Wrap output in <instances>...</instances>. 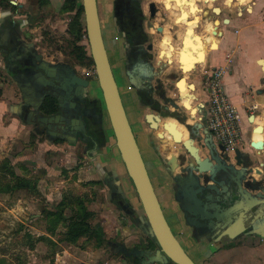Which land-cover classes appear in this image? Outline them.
<instances>
[{
	"label": "flooded vegetation",
	"instance_id": "obj_1",
	"mask_svg": "<svg viewBox=\"0 0 264 264\" xmlns=\"http://www.w3.org/2000/svg\"><path fill=\"white\" fill-rule=\"evenodd\" d=\"M193 1L196 2L198 9H195ZM193 1L186 4L184 0H174V7L171 8L169 0H110L108 9L99 0L97 1L104 47L126 114L128 110L126 102L122 98L123 93L130 94V89L137 91L141 95L143 104L148 108L156 106L155 101L150 99L151 93L153 91L159 93L162 87L159 82H156V88L138 83L139 79L151 81L155 78V70H153L154 40L148 34L154 19L157 17L161 19L163 15L167 16L170 10L177 8L181 11L189 7L191 14L196 12L201 16L200 22L196 21L195 24L197 32L198 29L200 32L206 30L205 44L211 49L212 45L216 43V39L219 38L218 49L224 31H227L231 26V17L240 20L247 15L255 14L259 7L258 0H251L249 3H245V0ZM100 9L103 15L100 13ZM184 18V14L181 15V20L186 23ZM24 19V15H13V17L5 15L0 23V57L4 72L14 81L19 97L17 104L11 106V111L24 125L31 127L36 134L43 136L44 141L48 144H65L70 148L80 146L81 151L86 154L89 148L94 146L93 139H96L100 144L104 142L105 133L102 121L103 114L106 115L102 98L98 97L97 91L90 84L87 60L77 52H71L66 58L61 53L62 59L61 57L57 59L54 56L56 52H60L58 47L52 54H49L52 55L51 60L46 59L36 46L29 42L33 40L25 31L27 23ZM216 29H218L217 32H215ZM188 35L192 38L191 27L187 32ZM163 47L166 48L165 45ZM183 58H185L184 55L181 60ZM42 67L46 69L45 72L39 69ZM218 68L208 70L205 79L209 80L210 75ZM89 69L95 73L94 68ZM188 69L186 68L185 71ZM72 79L76 81L70 83ZM131 81L138 88L135 86L132 88ZM179 87L184 88L185 84L181 82ZM46 100L53 102L54 110L51 113L44 111ZM182 131L185 138L186 132ZM218 153L221 154L219 156L221 159L216 165L225 171V174L219 173L215 179L217 184H221L220 188L216 189L219 200L229 201L232 197V183L229 177L238 183L239 181L246 183L249 177H253L255 180L262 181V188H264V164L259 167L261 170L258 168L254 171L255 161L250 156L240 152V155L235 154L230 157L224 150L222 152L219 150ZM199 154L202 159L206 158V156H202L201 152ZM209 160L211 159L209 158ZM242 163H246V165L243 167ZM242 168L245 169L244 171L252 169V173L245 176ZM117 182L116 177L108 182V192L118 193L116 196L118 199L112 202H115L135 224V214L133 212L130 217V209L124 201L123 193L118 189ZM214 184L213 181L207 183V185ZM111 188H117V190L112 191ZM239 197L244 204L249 203V188H242V190L240 188ZM224 223L229 224V218L225 219ZM192 232L194 239L199 238L204 243L216 246L211 256L218 254L223 250V247L227 251L228 249L233 250V254L237 255L239 252L242 253L239 249L245 244H253L251 243L253 241H256V244L264 243V218L247 227L240 224L232 228L230 224L222 230L221 235L209 232L201 233L193 228ZM173 234L177 238L174 232ZM240 240L245 243L231 246ZM181 246L184 250L186 249L182 244ZM186 250L185 252L188 253Z\"/></svg>",
	"mask_w": 264,
	"mask_h": 264
},
{
	"label": "crops",
	"instance_id": "obj_2",
	"mask_svg": "<svg viewBox=\"0 0 264 264\" xmlns=\"http://www.w3.org/2000/svg\"><path fill=\"white\" fill-rule=\"evenodd\" d=\"M28 1L29 3H31L30 9H34V11H36L35 14H37L38 12H43L49 13V15H52L54 17V21L52 24L54 27L50 26L52 27V29L55 30V28H57L58 31H61L62 29L65 32V35L67 37L69 36L68 30L66 28V23H68L66 21L69 14L68 12L62 13L61 10L65 3V0H48V4L42 8L38 6L37 0H10V4L18 8L17 10L20 11L22 9H26V4ZM33 1H35V4L33 3L34 5L32 4ZM75 1L79 5V2L77 0ZM99 1L102 2V4H104V6H106V8L108 9L110 0ZM169 1L171 3L170 7H174V0ZM184 1H186V4H189L193 0ZM250 1L251 0H245V3H249ZM258 3L259 7L255 14L247 15L245 18H242L240 20L236 19L235 17H231V26L227 29V31H224V36L219 41L218 49L217 44L219 38L216 39V43L212 45L211 49L208 47V45L205 44L204 38L207 37V32L206 30L200 32L199 29L197 32V25L195 24L196 21L200 22L201 16L196 12H194V14H191L189 7L184 8L181 11L177 10V8L174 10H170V13L167 15V22H163L159 17H157L153 20V26L150 28V30H148V34L154 40L155 57L153 61V70H155V78H153L151 81L144 79L138 80V83L143 84L144 86H147L148 84L153 88L157 87L156 82H159L164 89H167L168 86H173V91L171 93L167 92V97H170L171 99L174 98L175 94L191 95L194 98V101L188 100L190 101L189 107L186 106V100L183 101L186 108L191 111V114H194L193 108L198 109L199 105L203 104L201 114L194 117L196 122V120H198V118L200 117L204 119L207 111L208 79H205L206 72H209L208 70H213L216 67L224 68L226 72L221 80L224 92L240 114L242 141L240 142L237 151L250 156L251 159L255 161V165L253 166L254 171L258 169L262 164H264V149L255 150L250 146V143L252 141L254 143L257 142L254 139V129L259 126L263 129V133L261 134L258 132V134L262 137V142H264V95L257 94L258 90L262 89V86H260L262 72L260 66H258L256 63L258 59H264V0H258ZM193 5L195 6V9H198L196 2L193 1ZM11 11L12 10L10 9H0V23L5 15L13 17L14 14H12ZM183 14L185 17L184 20L187 21L186 23H183V21L181 20V15ZM49 18L51 17L49 16ZM160 27L163 28V33L162 36L159 37L156 35L155 31ZM190 27L191 32L193 33L192 38L189 35L187 36V32ZM25 31L28 32L29 37L31 38L33 37V33H35L33 32L35 30L28 29L27 27ZM84 35L85 34H83V36ZM175 35L177 36L176 40H174ZM85 38L86 36L81 41H85ZM36 42H40V40H38V38H34L32 44L36 46ZM163 45H165L166 48H164ZM36 48L38 49L37 46ZM41 53L46 59L51 60L52 55L44 52ZM56 54H60L61 57L60 52H56ZM183 55L185 57V60L188 61L186 63L191 62L194 68L187 74L180 75V78H183L185 81H182L185 84V87L180 88L178 83L177 87L180 89V92H178L176 88V82L180 78L173 82L167 74L170 72H180V59ZM198 55L199 57L202 56V62L200 64H196V62H194ZM136 73L138 72L136 71ZM90 79L91 86L95 91H97L99 89L98 83L94 81L93 76L90 77ZM2 81L5 80L2 79ZM188 84H192L194 90H188ZM6 86L7 84L0 83L1 160L8 157L6 155L12 152L13 149H16L18 145L22 146L23 131L26 130L27 132V130L29 129V127L24 125L16 117L15 114H11V105H9L8 103L9 100L15 96V91L14 89L8 91ZM123 94L125 102L127 101L126 108L128 110V119L133 129L140 152L142 154V158L146 165L148 174L154 187V191L157 195L165 218H170V222L174 224V230L178 241L184 247H186V249L190 253L197 256V258L201 260L203 264H206V262H204L205 259L219 257L222 253L227 252V250H225V247L222 246V251L214 256H211L212 252L216 249V246H213V244L204 243L199 238L194 239L192 235V228H190L185 223L184 216L180 210L179 205V200H183L184 198L183 194L179 190H176L175 183L167 174L164 164H162L159 160L161 147L170 148V151L163 154L164 159L169 158L171 155L177 154V149L173 147L174 142L171 138V135L167 131H163L160 125V129L158 132H162V136L165 137V140L163 137L160 138V141L164 140L162 142V145L157 138V133H153L149 128V125L144 120V116L151 113V111L149 110V107L147 108L143 104L141 95L137 91L135 92L133 89H130V94L126 92ZM150 99L153 101H158L160 104H162V102L158 98V92L156 91H153L151 93ZM177 104L179 106L182 105L181 102H177ZM252 106H256V109L251 110ZM168 110L170 112H173V108L171 107H169ZM8 114L11 115L9 118H6V115ZM252 116L253 120L252 122H249V118ZM162 122L175 123L176 129L182 133V140L186 139L183 137V131L180 130L182 126L178 125L174 120L170 118H164L162 119ZM105 126V130L111 131L108 117L104 113L102 127ZM104 138L105 140L102 144H100L96 139H93L94 146L92 145L88 153L86 154L92 161L99 160V162L96 163V167L97 169H101L104 176V184L105 186H108L109 180L118 177L117 174L119 171V164L115 161V158L118 156V152L115 148L112 131L111 137L105 132ZM57 146L65 147V144H58ZM19 151H22V149H20ZM14 155H16V163H20L23 165V162L25 160H23V155H21V152H18ZM102 158H111L113 160L112 164H108V161L102 160ZM259 169L261 170V168ZM19 171L17 172L19 173L18 175L21 174V172ZM176 174H178V171H174L173 175L175 176ZM130 205L131 207L135 208L134 216L136 217V213L140 211L138 200L135 201L133 200V198H130ZM41 235L46 234L42 233ZM27 236L28 235L26 234L24 237L27 238ZM28 237L29 238L27 239L31 238L30 236ZM32 242V248L27 249L26 252H28L31 257L37 256L39 258V253H37L36 255L34 254L39 250V247L37 245L39 243H36L38 242L37 238L33 237ZM1 249L0 264H3L4 261L2 260V258L6 257V255L1 253ZM239 250L249 252L253 249L245 245ZM228 251H230L231 253L233 252V250ZM38 260L39 259H37V261ZM37 261L35 260L31 263H26L25 261H23L22 264H41ZM42 264L46 263L43 262ZM218 264L226 263L222 262V259H220L218 260Z\"/></svg>",
	"mask_w": 264,
	"mask_h": 264
},
{
	"label": "water",
	"instance_id": "obj_3",
	"mask_svg": "<svg viewBox=\"0 0 264 264\" xmlns=\"http://www.w3.org/2000/svg\"><path fill=\"white\" fill-rule=\"evenodd\" d=\"M77 1L82 9L88 55L93 62L104 109L114 137L115 148L117 149L127 178L140 205V211L136 213L135 222L138 224L137 227L145 235L152 238L156 246L154 252L137 249L126 252L124 246L119 245L117 247L118 252L121 253L122 258H137L140 260L139 264H168L169 262L173 264H196L174 236L154 191L137 140L122 103L117 84L112 75L101 35L97 0ZM161 19L163 22L168 21L165 15L161 16ZM155 32L160 37L162 36L163 28L160 27ZM176 39L177 36L175 35L174 40ZM198 59L199 55L194 61L196 64L202 62L198 61ZM256 63L260 66L262 72V78L260 79L262 89H259L257 94L264 95V59H258ZM179 66H181L179 69L180 72H170L167 74L173 82L178 80L181 74H187L194 68L191 62H181ZM189 66L190 68L185 71ZM39 69L42 72L46 70L43 67ZM75 81V79H72L70 83ZM182 81L184 79L180 78L176 82L178 92H180V89L177 87V84ZM131 86L132 88L134 86L138 88L132 81ZM187 88L188 90H194L192 84H188ZM172 91L173 86H168L167 89L160 88L158 98L162 104L155 101L156 106L149 107L151 113L146 114L144 120L152 131H156L159 141L161 137L165 140L162 132H158L161 125L163 131H167L171 135L174 142L173 147L177 149L176 155H171L169 158L164 159L163 154L170 151V148L161 147L159 160L164 164L167 174L175 183L176 190H179L183 194L184 198L183 200H179V205L186 225L190 228L197 229L201 233L209 232L221 235L223 233L222 230L230 226V224L232 228L240 224H243V227H247L251 223L263 219L264 188H262V181L255 180L253 177H249L246 183L240 181L238 183L229 177L232 183V197L229 201L219 200L216 189L220 188L221 184H217L215 179L219 173L225 174V171H222L216 164L221 159L219 157L221 154L218 151L220 150L222 152L224 148L222 145L213 141L202 117L198 118L195 122L194 117L201 114L203 104H200L198 109L191 106L194 110V114H191V111L186 108L183 101H194V98L188 94H175L174 98L171 99L167 97V92L171 93ZM177 102H181L182 105L179 106ZM169 107L173 108V112L168 110ZM164 118H170L182 126L187 133L186 139L182 140V133L176 129L175 123L162 122ZM252 120L253 116L249 118V122H252ZM256 128L258 129L259 127ZM164 140L160 141L162 145ZM250 146L255 150H262L257 148L261 146L260 142L254 143L252 141ZM200 152L206 158L202 159L199 154ZM235 154L238 156L240 152L236 151ZM245 165L246 163H242L243 167ZM174 171H178V174L175 176L173 175ZM244 173L246 176V174L252 173V169L246 170ZM209 181H213L215 184L207 185ZM117 183L118 189H120L119 181ZM240 188L241 190L242 188H249V203L244 204L241 201L239 197ZM113 189L114 191L117 190V188ZM238 216L240 217L238 218ZM228 218L230 223H224V220Z\"/></svg>",
	"mask_w": 264,
	"mask_h": 264
},
{
	"label": "rangeland",
	"instance_id": "obj_4",
	"mask_svg": "<svg viewBox=\"0 0 264 264\" xmlns=\"http://www.w3.org/2000/svg\"><path fill=\"white\" fill-rule=\"evenodd\" d=\"M33 3L35 4V1H33L32 4ZM30 4L31 3L28 1L26 9L18 11V8H16L15 11L11 12L14 15H24V20L27 23L26 27L35 30L33 31L35 33H33L31 39L38 38V40H40V42H36L38 51L52 54L55 49L59 47L60 53L64 55V58L71 54V52H76L73 51L75 45L74 37H67L62 29L61 31H58L57 28H55V30L52 29L50 26H53L54 17L49 15V13L43 12L35 14L36 11L30 9ZM100 13L103 15L101 9ZM68 14L66 21L68 22L66 23L67 30L68 25L73 20L74 12L71 11L68 12ZM49 16L51 18H49ZM81 21L83 23V14ZM84 37L85 35H81L80 40L84 39ZM29 42H31V40ZM54 57L58 59V57L60 58V54H56ZM88 73L89 76H93L94 81L97 82L95 73L89 68ZM0 79V83L7 84L6 87L8 91L12 89L15 91V96L9 100L8 104L11 106L17 104L19 101L17 87L11 78L5 74L1 57ZM2 79L5 81H2ZM97 93L98 97L101 99L100 89L97 90ZM123 95L124 94H122V96ZM101 108L103 109V105ZM11 114H13L12 111ZM11 114L6 115V118H9ZM105 128L106 126L103 127V131ZM105 132L111 137L110 130H105L104 133ZM152 132L155 133L156 131ZM22 136V146L18 145L16 149H13V151L6 156L10 159L11 165L14 166L16 174H19L17 172L20 170L21 177L30 178L29 180L32 182L35 180L36 188H38V195L32 193V195H34L32 196L31 194H27V192L25 193V191H21L17 195V198L0 194V249L2 248L1 253L6 255V257L2 258L4 261L3 264H22L23 261L31 263L35 260L37 261V259H39L37 262L41 264L43 262L46 264H132V259L135 258H122L120 256L121 253L117 250L119 245L124 246L126 252H130L132 249L150 252L156 250V246L153 248L150 247L149 241L147 240L149 236L145 235L137 227L138 224H134L131 219L126 216V213L120 210L115 202H112L118 199L116 197L118 193L113 192L111 194L108 192L109 188L104 184L102 171L96 167V163H98L99 160H95L96 162L90 160L87 154L81 151L80 146L70 148L67 145H65V147L49 145L44 141V137L36 134L31 127H29L27 132L26 130L23 131ZM20 149H22V151H19ZM18 152H21L23 160H25L23 165L19 163L22 167H18L19 164L16 163V155L14 154ZM1 157L0 155V161ZM102 160H107L108 164H112L113 161L111 158H102ZM115 161L119 164L117 179L119 181L120 190L124 195L126 204L129 203L128 208L130 209L131 217L132 213L135 212V208L131 207L130 198H133L135 201H137V199L133 193L132 186L127 178L119 155L115 158ZM0 182L1 184H5L7 180L0 179ZM110 190L114 191L113 188ZM65 193L85 196V199L88 200L86 204L87 210L95 215L90 218L88 222L90 225L97 228L104 238L102 244L103 248L99 251H94L92 247L94 243L84 238L80 239L77 244L71 245L60 241L61 236L66 232V227L63 224H58L56 226L54 236L48 235L45 221L46 216L42 210H56L54 206L59 203ZM45 206L49 209H46ZM64 216V218L69 216V209H66ZM166 220L175 233L174 224L170 222V218H166ZM42 233L47 236L41 235ZM26 234L31 238L27 239L29 238L28 236L25 238L24 236ZM33 237L37 238L38 242L36 243H39L37 244L39 250L34 253L35 255L39 253V258L37 256L31 257V255L26 252L27 249L32 248ZM40 238L51 239L55 242L54 245L56 246L49 248L43 241H40ZM255 242H251L253 244H245L253 249L249 252L242 251V253L239 252L236 255L233 254V252L227 251L222 253L219 257L207 258L204 262H206V264H218V260L222 259V262H226V264H264V243L256 244ZM243 243H245V241L240 240L231 246L242 245ZM186 251L196 264H203L197 256L189 253L188 250ZM232 254L233 257H231Z\"/></svg>",
	"mask_w": 264,
	"mask_h": 264
},
{
	"label": "trees",
	"instance_id": "obj_5",
	"mask_svg": "<svg viewBox=\"0 0 264 264\" xmlns=\"http://www.w3.org/2000/svg\"><path fill=\"white\" fill-rule=\"evenodd\" d=\"M38 6L40 8L44 7L48 4V0H37ZM0 9L3 10H12L15 11L16 7L10 4V0H0ZM62 12H74L73 20L68 25V34L71 37H74V49L82 58L87 60V66L90 68L93 67V62L88 55V49L86 40L81 41V35L85 34L83 23L81 21L82 18V9L77 4L75 0H65V3L62 7ZM78 44V45H77ZM87 54V55H86ZM53 102L50 100H46L44 103V111L46 113H51L54 110ZM18 167H22L19 164ZM0 179H6L7 182L5 184H1L0 182V194L14 196L17 198V195L21 191L27 192V194H37L38 188H36L35 180L32 182L29 180L30 178L21 177L16 174L14 171V166L11 165V161L9 158H4L0 161ZM34 196V195H32ZM88 200L85 199V196H80L78 194L65 193L63 194L59 203L54 206V211L43 209L42 212L45 214L46 218V230L48 235L54 236L55 228L58 224H63L66 227V232L61 236L60 241L67 244H77V242L84 238L89 242H93L94 251H99L102 249V244L104 242V238L100 231L90 225L88 220L94 217V213H91L87 210ZM46 209H49L45 206ZM66 209H69V216L64 218V212ZM42 216V215H41ZM149 241L150 247L153 248L155 246L152 238H147ZM40 241H43L49 248L55 247L56 245L53 240L48 238H40ZM132 264H139L138 259H132ZM168 264H173L169 262Z\"/></svg>",
	"mask_w": 264,
	"mask_h": 264
},
{
	"label": "built area",
	"instance_id": "obj_6",
	"mask_svg": "<svg viewBox=\"0 0 264 264\" xmlns=\"http://www.w3.org/2000/svg\"><path fill=\"white\" fill-rule=\"evenodd\" d=\"M225 72L224 68H218L209 77L208 103L204 122L213 141L222 145L225 153L233 157L242 141V130L240 114L230 102L221 83ZM254 109L256 106L251 107V110Z\"/></svg>",
	"mask_w": 264,
	"mask_h": 264
},
{
	"label": "bare ground",
	"instance_id": "obj_7",
	"mask_svg": "<svg viewBox=\"0 0 264 264\" xmlns=\"http://www.w3.org/2000/svg\"><path fill=\"white\" fill-rule=\"evenodd\" d=\"M217 31H218V29L215 30V32H217ZM200 50H201V49H200ZM198 60H202V56H200ZM180 61H181V62H185V63L188 62V61L185 60V58H183L182 60L180 59ZM187 68H190V67H187ZM185 70H186V69H185ZM185 102H186V106L189 107V106H190V101L186 100ZM180 130H184V129L181 127ZM184 131H185V130H184ZM256 131H257V132H256ZM185 132H186V131H185ZM258 132H259V133H262V132H263V130H262L261 127H259L258 129L256 128V129H255V134H254V139H255L257 142H260V144H261V146H258L257 148H258V149H264V144H263V142H262V137L258 134ZM186 135H187V133H186ZM185 138H186V137H185Z\"/></svg>",
	"mask_w": 264,
	"mask_h": 264
}]
</instances>
